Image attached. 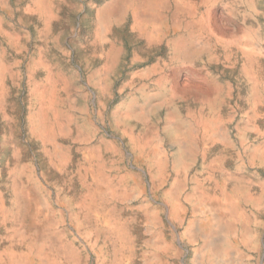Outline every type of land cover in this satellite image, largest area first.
Masks as SVG:
<instances>
[{"label": "rangeland", "instance_id": "obj_1", "mask_svg": "<svg viewBox=\"0 0 264 264\" xmlns=\"http://www.w3.org/2000/svg\"><path fill=\"white\" fill-rule=\"evenodd\" d=\"M108 1L48 0L44 10L27 14L24 8L31 0H0V51L7 68L4 96L7 111L14 117L16 138L22 148L19 163L28 165L31 180L55 208L64 207L59 193L81 194L85 190L82 185V182L86 183L85 179L80 175V182L77 170L85 165L80 149L84 143L75 140L74 135L56 136V141L70 152L65 164L58 158L59 151L53 144L50 147L47 142L35 140L28 134L30 81H43L46 77V71L36 70L30 80L28 68L43 49L44 58L70 80L60 106L73 109L82 124H90L94 130L92 141L103 137L118 150L106 156L111 154L108 159L115 160L112 163L114 175L128 176L129 191L127 201L112 203L114 212L132 219L141 213L138 206L147 210V215L139 218L140 223L131 225L130 234L135 239L131 244L134 259L130 264L147 263L149 244L152 239L157 240L155 236L160 230L162 240L168 243V247L172 246L164 253L165 264H204L206 248L201 237L192 241L179 236L182 232L196 231L198 221L187 230L184 227L191 215L194 221L199 220L198 212L187 213L182 224L170 219L167 205L160 191L154 188L147 167L131 153L127 143L130 131L123 134L109 119L111 110L132 96H138L136 112L146 118L145 123L132 121L134 131L150 124L154 138L150 142L149 154L165 152L169 156L164 189L170 187L179 165L186 161L189 163L186 188L191 186L189 179L194 174L202 180L211 177L205 180L208 187L223 182L224 178L228 179L227 189L234 184L239 188L244 182L248 183L251 194L261 201L260 205L252 204L254 202L242 204V210L245 209L248 215V236H253L257 229L264 238V166L250 160L252 146L264 139V134L261 133L260 137L256 132H264V0H212L206 5L204 0H192L191 4L195 6L193 16L173 14L171 0L166 21L161 26L162 34L154 38L134 27L131 9L121 12L116 7L106 35L102 36L101 30L97 31L96 13ZM118 12L122 15L117 17ZM200 17L204 19L205 29L193 26L194 30L184 34L185 49L194 54L191 61L174 63L170 59L168 41L180 33L173 29V22L195 21ZM46 26V32L40 33ZM245 35H249L255 48L253 56L258 64L255 74L260 101L255 115L247 102L248 94L254 88L242 69L245 55L237 47ZM111 49L117 51L116 61L111 64L113 70L105 80L94 85L90 75L106 66ZM162 82L166 84L163 92L157 88ZM140 89L145 90L144 97H140ZM218 98L215 126L204 129L208 102ZM176 123L197 130V151L194 154L188 152L180 156L186 141L171 144L165 137L167 127ZM5 124L6 120L0 118V136ZM50 157L54 158L55 166L48 163ZM10 169L0 161V192H3L4 199L7 194L3 188L11 178ZM153 208L161 213L160 226L152 223ZM109 209L106 205L99 207L101 212ZM64 219L58 228L67 233V240L74 239L77 248L87 255L86 264H96L99 243L79 234L70 218ZM6 230L0 225V233ZM230 239L229 234L221 231L211 242L225 247L230 245ZM241 249L244 254L241 264H264V241L258 247L242 243ZM229 260L225 253L208 264H224Z\"/></svg>", "mask_w": 264, "mask_h": 264}, {"label": "bare ground", "instance_id": "obj_2", "mask_svg": "<svg viewBox=\"0 0 264 264\" xmlns=\"http://www.w3.org/2000/svg\"><path fill=\"white\" fill-rule=\"evenodd\" d=\"M31 1L24 8V12L27 14H35L44 10L48 2V0ZM170 1L109 0L96 13L97 31L101 30L99 33L102 36L106 35L114 7L121 12L129 8L132 11L134 27L137 30H142L148 37H158L162 34L161 26L166 21ZM191 1L172 0L173 14L182 13L186 16H193L195 6L191 4ZM204 2L206 5L210 4L212 0H204ZM120 15L122 13L118 12L116 16ZM172 25L173 29L178 30L180 34L168 41L170 59L174 63L191 61L194 54L186 51L185 43L187 44V41L184 34L194 30L193 26L205 29L204 19L200 17L195 21H175ZM0 29H2L1 24ZM46 29L47 26L42 31L40 30V33H45ZM249 39V35H245L240 42L241 45H237V47L245 55L242 69L254 88L248 94L247 102L255 115L260 101L255 74L258 64L253 56L255 48ZM220 44L222 43L220 42ZM42 51L43 49L40 51L42 56L34 57L28 68L29 79L36 70L46 71L43 81L30 79L32 82L30 81L27 113L28 134L35 140L47 142L50 147L53 144V147L59 151L58 158L65 164L69 161L70 152L56 141V136L61 134L73 137L74 135L75 140L84 143L80 149L85 165L79 166L77 170L79 180L81 179L80 175L85 179L86 183L82 182L85 190L81 194L71 193L69 195L67 192L59 193V190V197L64 207L55 208L47 199L46 194L38 189L39 186L36 182L31 180L28 165L19 163L22 148L16 138L14 117L7 111L3 84L7 68L4 54L0 51V118L6 120L0 136V161L6 167L11 168L9 170L11 178L3 188L7 194L5 199L3 192H0V225L7 228L4 233H0V264H86L87 255L84 256L83 250L77 248L74 239L67 240V233L62 228H58L65 220L64 217L70 218L79 234L94 238L95 242L99 243L96 264H130L134 259L131 244L135 239V236L130 234L131 225L135 222L140 223L139 218L146 216L147 210L143 206H138L141 213L132 219L120 217V214L114 212L112 203L116 200L127 201L126 195L129 191L128 176L126 174L114 175L113 167L115 166L112 163L115 160L111 162L108 159L111 154L106 156L109 152L115 153L118 150L111 141L103 137L92 141L91 135L94 130L91 129L90 124L88 122L82 124L80 118L75 116L73 109H65L64 106H60L62 95L68 92L70 80L58 70L57 66L50 64L44 58L45 52ZM108 55L109 61L106 66L96 69L90 75V80L94 85L105 80L109 72L113 70L111 64L113 65L116 61L117 51L111 49ZM157 88L162 92L166 91V84L162 82ZM144 91L143 89L139 90L140 97L144 95ZM137 97L132 96L130 99L124 100L113 108L108 116L116 130L123 134L127 133V130L130 131L127 143L131 153L147 167L154 188L160 191L162 199L167 205L170 219L182 224L187 213L198 212L196 215L199 216V220L194 221L191 215L184 227V230H187L191 224L198 221L199 225L196 231L182 232L179 236L183 240L192 241H195L197 237L202 238L206 247L204 264H208L225 253L229 255L230 260L224 261V264H241V258L244 255L241 244H253L258 247L264 241L262 233L257 229L253 236H248V215L244 212V208L242 210V204L254 202L252 204L260 205L261 201L251 194L248 183L244 182V185L239 188L234 184L232 188L227 189V178H224L223 182H216L212 185L213 187H208L205 180H209L211 177L202 180L194 174L189 179L191 186L186 188L188 180L186 168L189 166L187 161L179 165L180 168L174 175L170 187L164 189L163 185L167 182L170 165L169 156L165 152L158 155L149 154L150 142L154 138L150 124L147 123L145 127L134 131L133 120L144 123L146 120L135 110ZM219 99L208 102L204 129L214 128ZM207 130L204 136L208 132ZM256 132L260 137L261 133L264 134V132ZM165 135L171 144L186 141L184 151L180 156L183 157L188 152L189 155L194 154L197 151L198 132L196 129L176 123L167 127ZM250 160H255L257 164L264 166V139L252 146ZM48 163L55 166L56 162L53 157H50ZM102 205H106L110 209L101 212L99 207ZM151 216L154 226L162 225L161 213L158 209L153 208ZM221 231L230 235L229 246L224 247L223 244L211 242L213 236ZM161 233V230L158 231L155 236L157 240L152 239L149 244L150 256L146 264H165L164 253L167 249H172V246L168 247V243L162 240ZM89 243L94 248V244Z\"/></svg>", "mask_w": 264, "mask_h": 264}]
</instances>
